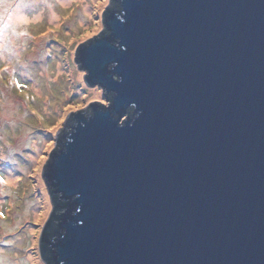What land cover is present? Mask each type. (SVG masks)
<instances>
[{
  "label": "water",
  "instance_id": "water-1",
  "mask_svg": "<svg viewBox=\"0 0 264 264\" xmlns=\"http://www.w3.org/2000/svg\"><path fill=\"white\" fill-rule=\"evenodd\" d=\"M110 5L76 52L110 98L44 168L43 260L264 264V0Z\"/></svg>",
  "mask_w": 264,
  "mask_h": 264
},
{
  "label": "rangeland",
  "instance_id": "rangeland-1",
  "mask_svg": "<svg viewBox=\"0 0 264 264\" xmlns=\"http://www.w3.org/2000/svg\"><path fill=\"white\" fill-rule=\"evenodd\" d=\"M110 4L0 0V264H46L40 240L53 207L44 168L72 115L108 105L110 96L85 82L76 52L104 31Z\"/></svg>",
  "mask_w": 264,
  "mask_h": 264
},
{
  "label": "trees",
  "instance_id": "trees-1",
  "mask_svg": "<svg viewBox=\"0 0 264 264\" xmlns=\"http://www.w3.org/2000/svg\"><path fill=\"white\" fill-rule=\"evenodd\" d=\"M113 9L116 10V11H120V10H121V9H120V4H119V3H115L114 6H113ZM97 105L100 106V107H102V108H106V107H107V106H105L104 103H97ZM64 136H65V134H64ZM64 142H65V139H64V137H63V138L60 140L59 145L55 148L54 151L60 150V149L63 147V143H64ZM51 156H52V155H51ZM51 193H52V197H53L54 199L57 200V202H56V207H58V208H63L62 211H61V213H58V214H57V219H58V220H57V223H60L59 220H61V218H62V216H63V213H67V211H68V207H69V203H70L71 201H68V200L64 199V198L61 196V194H57V193H55V189H53V188H52V190H51ZM52 264H54V263H52Z\"/></svg>",
  "mask_w": 264,
  "mask_h": 264
},
{
  "label": "bare ground",
  "instance_id": "bare-ground-1",
  "mask_svg": "<svg viewBox=\"0 0 264 264\" xmlns=\"http://www.w3.org/2000/svg\"><path fill=\"white\" fill-rule=\"evenodd\" d=\"M61 2H63L64 4H69L72 0H60ZM16 17H18L19 19L21 20H25V21H28L31 19V17H29L26 13H24L23 11H19L16 15ZM37 18H40V15L36 16V19ZM28 19V20H27ZM59 19V15L56 11H53L52 14H51V22H57L58 23V20ZM0 45H1V41H0ZM59 70L61 71V69L59 68Z\"/></svg>",
  "mask_w": 264,
  "mask_h": 264
},
{
  "label": "snow or ice",
  "instance_id": "snow-or-ice-1",
  "mask_svg": "<svg viewBox=\"0 0 264 264\" xmlns=\"http://www.w3.org/2000/svg\"><path fill=\"white\" fill-rule=\"evenodd\" d=\"M18 87H19V85H18Z\"/></svg>",
  "mask_w": 264,
  "mask_h": 264
}]
</instances>
